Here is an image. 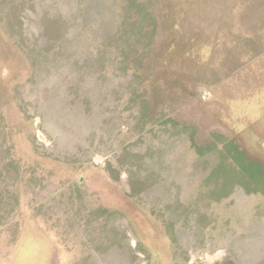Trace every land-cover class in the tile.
I'll return each instance as SVG.
<instances>
[{"label": "rangeland", "instance_id": "rangeland-1", "mask_svg": "<svg viewBox=\"0 0 264 264\" xmlns=\"http://www.w3.org/2000/svg\"><path fill=\"white\" fill-rule=\"evenodd\" d=\"M0 264H264V0H0Z\"/></svg>", "mask_w": 264, "mask_h": 264}, {"label": "crops", "instance_id": "crops-1", "mask_svg": "<svg viewBox=\"0 0 264 264\" xmlns=\"http://www.w3.org/2000/svg\"><path fill=\"white\" fill-rule=\"evenodd\" d=\"M182 218H183V216L181 217V220H182ZM177 223H179V222H177ZM177 223H176L177 227H179V226L181 227L183 224V221L181 222L182 224H180V225H178Z\"/></svg>", "mask_w": 264, "mask_h": 264}, {"label": "trees", "instance_id": "trees-1", "mask_svg": "<svg viewBox=\"0 0 264 264\" xmlns=\"http://www.w3.org/2000/svg\"><path fill=\"white\" fill-rule=\"evenodd\" d=\"M248 178V177H247ZM253 181H248V183H252ZM254 182H255V180H254ZM257 182H259V181H257ZM256 183V182H255ZM246 184H247V182H246ZM259 184V183H258Z\"/></svg>", "mask_w": 264, "mask_h": 264}, {"label": "water", "instance_id": "water-1", "mask_svg": "<svg viewBox=\"0 0 264 264\" xmlns=\"http://www.w3.org/2000/svg\"><path fill=\"white\" fill-rule=\"evenodd\" d=\"M83 178H84V177L81 178V181H83Z\"/></svg>", "mask_w": 264, "mask_h": 264}]
</instances>
